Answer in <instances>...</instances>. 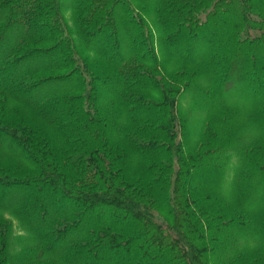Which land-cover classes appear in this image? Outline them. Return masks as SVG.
<instances>
[{
    "label": "trees",
    "instance_id": "1",
    "mask_svg": "<svg viewBox=\"0 0 264 264\" xmlns=\"http://www.w3.org/2000/svg\"><path fill=\"white\" fill-rule=\"evenodd\" d=\"M60 6L0 0V106L15 103L12 119L0 113V264H214L229 228L246 243L219 264H258L264 0H72L73 32ZM150 10L156 45L204 52L160 57ZM199 78L220 98L231 79L249 89L258 136L240 151L229 200L216 158L240 129L235 111L212 96L189 148L177 110ZM5 212L34 241L24 257L9 254Z\"/></svg>",
    "mask_w": 264,
    "mask_h": 264
},
{
    "label": "rangeland",
    "instance_id": "2",
    "mask_svg": "<svg viewBox=\"0 0 264 264\" xmlns=\"http://www.w3.org/2000/svg\"><path fill=\"white\" fill-rule=\"evenodd\" d=\"M71 1L72 0H60V13L66 26H68L69 29H71L73 32L74 29L72 25V13L70 8ZM132 6L137 9V5L132 4ZM146 20L147 26L151 31L155 42V45H153L154 49L155 51H158L160 57H169L166 52H168L169 54L171 52L174 56L179 57L180 59H194L204 52L205 46L201 45V43L196 44L195 47L187 53H183V47L179 45H174L170 49V51L166 48H162L159 45H156L158 30L152 17L151 10L149 11ZM214 30L215 29L211 30V28L207 29V33H212L214 32ZM248 36L252 38L257 37L259 36V33L249 31ZM91 46L93 48L100 46L101 49L103 47V45L99 43V41L93 43ZM122 53H124V51H122ZM171 61H173L171 60V58L167 60L168 63H171ZM97 65L101 66L103 64L98 62ZM238 82L239 81H236V79H231L228 82L227 90L224 92L223 97L220 98L217 93V96L206 93V90L209 87V85H206L207 80L205 78H199L193 84L194 89L189 91L187 90L178 98L177 101V110L182 120L184 121L186 133L188 134L187 146L189 148L193 147L198 140V134L207 113L206 109L210 108L211 105L215 102L213 99H211L212 96H216L217 98H219L214 105H217L219 102H223L229 108L233 109V111H235L234 118L236 119V125L239 126L240 129L238 130V133L236 132V137L231 147H229L226 152H224L220 157L216 158V162H224L223 164L225 165L221 177L218 181V193L222 195V197L226 200H229L232 195L234 177L241 163L240 151L242 150V147L249 145L258 136V132L254 128V126L252 124L251 126L249 125L250 123L247 117L251 106L250 95L248 93L249 89L247 88V86H245V90L237 88L236 84ZM197 101H202V103H197ZM14 105V102L6 101L3 107L0 106V113L5 116H9V118L12 119L11 114H13ZM22 116H25V114L22 113ZM2 153H4V149H2ZM196 176H199V178L201 177L203 179H207L206 177H202L203 175L201 172H198ZM2 215L3 219L11 225L12 229L8 248L10 256L15 258L17 256L24 257L27 251H24L23 248H25V246L31 245V243L34 242L33 239L27 233H25L19 222L14 218L12 214L5 212ZM223 215L225 217H228L227 214ZM219 239L223 241L224 248L223 250H221L220 254H218L216 257L211 258L214 264L223 262L230 257V254H232L239 247L243 246L246 243L245 239L240 236L238 231L230 228L226 231H222L219 234ZM260 259L261 260L258 264H264V254H262Z\"/></svg>",
    "mask_w": 264,
    "mask_h": 264
}]
</instances>
